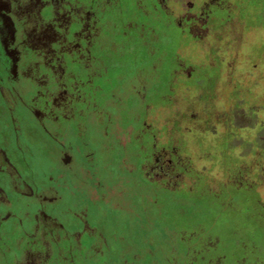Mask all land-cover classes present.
I'll return each mask as SVG.
<instances>
[{
  "label": "flooded vegetation",
  "instance_id": "flooded-vegetation-1",
  "mask_svg": "<svg viewBox=\"0 0 264 264\" xmlns=\"http://www.w3.org/2000/svg\"><path fill=\"white\" fill-rule=\"evenodd\" d=\"M251 1L256 0H0V15L13 28L10 46L16 54L15 68L0 73L4 104L33 118L51 137H62V172L72 171L81 185L86 170L96 171L98 159L106 172L72 209L79 227L72 220L68 225L58 216L61 195L54 186L43 179L33 184L22 143L20 148L12 143L13 151L0 143V264H111L105 229L88 222L87 208L118 191L116 197L125 202L123 187L132 190L140 220L129 225L132 238L109 235L128 251L117 264L164 259L155 257L150 229L160 247L169 248L164 251L170 264H264V201L259 192L252 193L254 183L232 181L230 168L237 161L224 162L221 155L207 165L204 155L190 154L176 134L177 123L169 125L162 114L164 101L174 102L179 92L198 87L216 91L204 83L218 71L214 61L204 70L183 46L192 47L201 33L240 25L250 10L264 18V5L254 8ZM169 42L179 44L170 53ZM234 56L225 76L235 73ZM226 84L234 90L231 99L239 100L244 91L240 83L229 77ZM19 127L15 118V133ZM68 140L74 144L65 145ZM105 158L110 160L104 163ZM216 163L224 166L226 177L220 176L222 168L214 171ZM9 194L23 199V205L32 198L42 203L33 213L22 206L28 228L12 209ZM148 202L158 218L156 226L144 229L142 219L151 224ZM164 203L183 208L208 203L218 211L211 222L204 214L177 213L179 224L173 226L163 222ZM250 217L259 230L243 221ZM240 228L248 238H229Z\"/></svg>",
  "mask_w": 264,
  "mask_h": 264
},
{
  "label": "rangeland",
  "instance_id": "rangeland-1",
  "mask_svg": "<svg viewBox=\"0 0 264 264\" xmlns=\"http://www.w3.org/2000/svg\"><path fill=\"white\" fill-rule=\"evenodd\" d=\"M249 4L256 8L257 4L263 6L264 2L261 3L256 0L251 1ZM257 14L255 10H250V13L241 21L240 25L230 23L226 27L216 29L215 34L210 33L211 31L208 34L202 35L201 33L200 37H202L199 38L198 42H192V47L183 46L184 51L187 54H192L196 64L202 65L204 70L209 69L211 66L210 62L214 61V67L218 71L213 70L208 81L204 83L208 88L210 85H214V90L216 91H206L198 87L194 91L179 92L178 95H173L172 100L174 102L164 101L162 114L164 119L169 121V125L177 123V136L187 142V147L191 150L189 151L190 154L198 153L199 155L200 153L204 155L206 158L205 164L212 165L215 157L219 159L221 155L224 158V162L225 160L227 163L237 161L238 163H234L235 165L230 168V171L232 170V181H243L246 184L244 181L249 180V183H254L252 187L254 191L252 193L256 195V192H259L260 199L264 201V172H261L260 168V164H264V157L261 155L264 154V18L259 17V14ZM211 30L213 31V29ZM12 34L13 28L9 25L6 18L0 15V73L4 67L11 71L15 68L16 54L12 50V46H10ZM166 46L168 53H170L179 44L169 42ZM231 55L238 57L237 63L234 65L235 73L231 76H225L227 71L226 63ZM156 72L157 70L154 67L153 73ZM194 72L197 71L194 70ZM229 77L234 82H239L244 90L242 95L239 96V100L231 99L234 90L231 89V86H228L229 84H226V80ZM164 79L165 74L162 76L161 81ZM212 80H215L217 84L213 83ZM224 109L225 111H223ZM17 111L19 112V110ZM228 116L230 119L232 118L231 125H229ZM15 118L18 119L20 124L19 133H15L13 130ZM227 125L230 130L226 127ZM225 128L228 130L226 131L228 136L224 139ZM16 141L19 143L18 148H20L21 143L23 145L21 152L23 157H25V161L28 162V171L32 174L33 180L36 181L33 184L35 185L43 179L42 181H47V184L54 186L53 188L57 190V193L59 192L58 195H61L56 203L58 216L66 224L71 220L73 221L76 214L72 209L80 206L81 197L88 194L86 192L87 187L92 184V181L94 182L96 179L102 180L106 176L101 159H98L96 171L86 170L85 178L87 180L81 185L76 179L74 180L72 171L68 173L62 172V162L59 160L62 155V137L60 139L51 137L46 129L38 126L33 118H27L22 112H19V114L13 113L4 104L0 96V143L5 146L7 144L9 149L11 148L13 151L11 146ZM72 144H74L73 141L68 140L65 145ZM71 148L74 149L73 146ZM240 154H244V157L240 156ZM105 159L104 163L110 160L108 158ZM77 161L79 162V160ZM111 164L113 163L111 162ZM111 164L108 166H111ZM196 164H200V162L196 161ZM220 165L216 163L214 171L222 168L220 176L226 177L224 166L222 165L221 167ZM22 174L24 175L25 173L22 172ZM62 174L64 175L63 178ZM62 179L66 183H62ZM120 189H122L120 193L124 195L123 199L125 202H122V198L119 197L118 200L116 197L119 192V189L116 188L115 190L118 192L108 195L109 200L107 201L109 202L106 201L103 204L99 201L100 203L97 204V201H91L87 208L88 222L90 224L95 223V226L105 229L104 233L111 246L109 256L111 264L120 262L124 253L128 251L123 245L118 244V240L111 238L109 235L114 232L119 239L134 237L129 225L135 224L139 216L137 215V209L133 205V197L135 196L132 190H128L125 187ZM9 195L11 196V194ZM11 197L12 209H15L16 213L18 212L17 216L20 218V223L28 228L30 220L26 218V215H22L24 211L22 206H25L26 211L33 213L40 202L32 198L27 201L30 204L25 202L23 205V199H16L17 197L13 194ZM19 202L21 203L18 204ZM110 202L115 203V206H112L113 203ZM169 204L164 203L163 205V222L173 226L179 224L177 213L204 214L206 220L211 222L218 211L208 203L206 205L201 203L198 205L192 204V206L185 208ZM44 207H48V204L44 205ZM261 208L264 211V204ZM146 209L150 212H148L149 218L147 219H149L151 224L146 223L142 219L141 225L144 229L156 226L155 220L158 218V211L151 202L147 203ZM165 216H171L172 218L167 217V220H165ZM139 220H137L138 223ZM244 220L252 229L259 228L254 218L250 217ZM77 223L78 221L76 220L74 225ZM76 226L79 227V224ZM149 232L148 240L153 244L152 250L157 261L158 256L162 254L164 259L159 264H170L164 251L169 248L162 244L161 248L153 234V229L148 230ZM247 235V232L240 228L237 234H233L229 238L246 239L248 238ZM238 254L241 253L238 252Z\"/></svg>",
  "mask_w": 264,
  "mask_h": 264
}]
</instances>
